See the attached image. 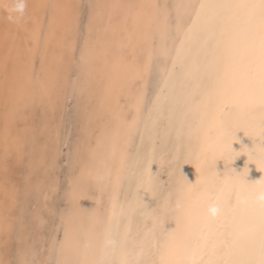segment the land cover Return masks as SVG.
I'll use <instances>...</instances> for the list:
<instances>
[{"label":"snow or ice","instance_id":"obj_1","mask_svg":"<svg viewBox=\"0 0 264 264\" xmlns=\"http://www.w3.org/2000/svg\"><path fill=\"white\" fill-rule=\"evenodd\" d=\"M33 8L26 17L24 4L0 3L15 26L0 36V192L5 196L0 205V264H264V199H257V192H264V178L249 183L247 167L242 173L228 167L242 154L230 144L240 131L257 139L249 124L258 119L259 143L243 153L264 172V0H39ZM100 62L109 65L111 75L93 107ZM158 67L166 71L159 92L149 99L145 79ZM66 78L71 79L70 93L63 86ZM177 78L192 84L194 103L176 122L175 138L191 141L203 131L204 159L213 181L193 198L202 184L197 165L195 183L185 177L174 206L168 200L147 213L151 224L145 223L138 248L129 250L115 238L112 222L130 218L137 206L149 208L143 197L154 196L156 161L148 159L139 173L147 179L141 180L136 202L125 207L113 200L105 245L92 242L99 217H91L85 226L66 213L62 238L53 240L48 257L41 259L31 236L16 233L11 223L7 199L14 200L19 189L9 173L23 166L25 189L39 188L33 178L54 166L57 141L62 143L56 116L70 95L83 114L80 140L70 153L80 165L73 184L82 179L112 182L111 171L90 169L83 153L95 159L96 147L106 140L115 155L121 137L131 143L137 135L151 139L161 129L170 137L173 117L186 107L176 94ZM122 87L134 94L126 99ZM111 102H123L129 110L113 109ZM104 110L116 123L114 130L94 128ZM39 112L46 117L42 124L37 122ZM188 112L191 122L184 118ZM209 120L212 134L205 128ZM221 160L223 174L217 171ZM126 161L125 153L120 159L125 179ZM178 171L183 175L182 167ZM120 181L117 173L115 183ZM205 192L222 205L216 220L203 214Z\"/></svg>","mask_w":264,"mask_h":264},{"label":"rangeland","instance_id":"obj_2","mask_svg":"<svg viewBox=\"0 0 264 264\" xmlns=\"http://www.w3.org/2000/svg\"><path fill=\"white\" fill-rule=\"evenodd\" d=\"M168 2L171 3L172 1L168 0ZM29 15L30 14L28 13L25 16L27 17ZM165 71L166 68L158 67L153 71L151 76L146 78L147 80L145 79V84H147L145 91L149 99H153L159 92ZM190 84V82H184L179 78H177L176 80V94L178 100L181 104L186 105V107L182 108L180 111H177V113L173 117V130L170 137L166 139L164 136V130L161 129L157 133H154L151 139L137 135L132 139L131 143H128V145L126 146V167L127 171H132L128 172L129 178L125 179L124 173V176L121 179V185L122 182L123 185L120 187L119 192L120 196L124 192L121 196L122 201H124V198L126 199V195L128 194H126V191H130L131 188H133L134 190L139 181H141L142 179L146 180V178L141 177L139 173L143 169L145 161H147L149 158H155L156 161V164L152 165V171L155 172V178L152 183L154 192L153 203L155 204V207L157 206L156 208L154 207V209H158L159 205L164 203V197L166 198V196L168 195L169 189L171 188L173 182L177 181L176 178L181 175L178 171V168H183V176L189 175L191 166L190 163H192L191 159L192 161H195L197 157V153L199 151L197 147L199 146L196 144L199 140L198 137L202 136L203 131L200 134L198 133L199 135L197 134V137H195L191 141L187 139L177 140L175 138V128L176 122L183 116V113L187 111V107H192L194 103V101L190 97V93L192 92L193 87L192 84ZM63 86L65 88V91L70 93L72 87L71 79L68 78V81ZM95 86L97 85H93V88L98 90V88H95ZM93 96L94 98L92 97V104L96 102V96ZM36 115L38 124H42L45 122L46 117L43 112L36 113ZM104 118L105 121L107 117ZM184 118L187 122H191V120L193 119V114L191 112H188L187 116ZM56 122L59 125L60 140H62V143H60L59 140L57 141V147L59 151L55 156L54 166L40 171L34 177L35 179L33 178V184L39 182V188H32L31 190L25 189L26 169L23 166L16 167L9 173L11 182L15 184L17 189H19L14 200L11 198L7 199V206L12 213L11 223H13L16 233L25 236H31L36 247L40 250V258L42 259H44V257L45 259L48 257L49 252L47 251V249L49 248L50 251L52 241L57 238H62L63 236V232L61 230L62 217L67 213V210L72 203V201L69 199L71 194L70 191L73 190L75 185L73 184L74 178L79 175L80 165L74 163L75 160L70 155V153H73L75 151L77 143L80 140V129L83 126V114L82 107H78L76 100L72 99L70 95L67 101L63 104L61 111L57 113ZM96 127L97 129L100 128H98V126ZM193 148H196V150L194 149L195 152L193 151ZM135 152L137 154H135ZM84 154H86V152H84L83 155ZM83 155V160H85V158L89 160V158H87V154V156ZM49 156H51V152H49ZM157 156L159 157V159H161L159 160L160 162L157 161ZM189 160L190 163H185V161ZM173 185H175V183ZM123 186L125 190L123 189L122 192ZM53 188H55V191H53ZM126 188L129 190H127ZM94 190L95 189L91 187L90 191L95 192ZM65 196L68 198H66ZM104 198L105 195H103L102 199ZM67 200L70 204L66 203ZM4 202L5 196L2 192H0V205H2ZM95 202L96 200L94 201L93 206L97 205L98 203L99 206H96V208L98 207L97 210L103 212L97 213H100L98 214L99 217L103 218L102 215L105 214V209L103 208L104 200L102 201L103 204ZM65 205L68 207H66ZM88 207H91L89 202L86 203L85 209H88ZM139 211L135 212V217L133 216L134 219H132L133 221L131 233L133 236H139L144 231V225L146 222L149 225L151 224V220L148 219V216L146 217L142 214L141 211ZM38 218L44 221L43 225L40 224V219ZM37 222L39 224H37ZM39 227L40 230H37L39 229ZM41 231L43 232V234ZM37 236L39 238H37ZM41 248L44 251H42Z\"/></svg>","mask_w":264,"mask_h":264},{"label":"bare ground","instance_id":"obj_3","mask_svg":"<svg viewBox=\"0 0 264 264\" xmlns=\"http://www.w3.org/2000/svg\"><path fill=\"white\" fill-rule=\"evenodd\" d=\"M38 2H39V0H0V3H9V4L24 3V4H26L27 7L25 8V15H27L28 13L30 15H32L34 13V10H35L33 8V5H35ZM73 2H81V0H73ZM135 2H144V0H135ZM160 2H168V0H160ZM7 15H8V13L6 10L0 9V36H2L6 31L11 32L15 27L10 21L7 20ZM16 15H19V13H16ZM114 58H115V54H113V56H111L109 58V60L114 59ZM122 71H124V70L122 69ZM110 75H111V70H110L109 65L105 64L104 62L98 63V65L96 67L95 78L93 81V85H97V86H95V88L97 87L98 90L93 88L94 89V95L96 96V99H95L96 102L94 103V101H93L94 104H92L93 107H96L98 105V102L100 99L101 89L104 86V84H106L108 82ZM132 75H134V74L129 73L130 77ZM67 81H68V78L65 79L64 84ZM145 85L147 86V84H145ZM121 92L125 96L126 99L129 96L134 94V90L129 89L127 87H122ZM93 98H94V96H93ZM111 106L113 109H118L121 112H127L129 110L128 107H126V105L123 102H121L119 105L115 104V102H111ZM104 117H107L105 121H104V119H105ZM96 126H98V128L99 127L100 128L97 129ZM212 127H213L212 121L209 120L205 126V128L207 129L209 134H212ZM94 128H96L100 132H103L105 130H114L116 128V123L112 120V117H111V114L109 111H107V110L102 111L101 118L96 122V124H94ZM249 128L253 133L256 134L257 139L254 140L252 137L245 136L243 131L238 132L237 133V139H236V141L233 142V149H234V151H240L242 154L235 161H233L232 164H230L228 167H229V169H234L237 173H242L244 168L247 167L249 170L247 180L249 183H253V182H255L261 178H264V172L259 171L254 163H248V157H247V154L243 153V148L252 149L256 143H259L258 119L254 122H251L249 124ZM198 138H199V140H198L196 145L199 146V147H197L199 151L197 153V157H196L195 161L194 160L192 161V159H191L192 163H190V160L188 162L191 165L189 175H187V176L180 175L178 178H176L177 181L173 182V184L175 183V185L172 184L171 188L169 187L170 188L169 193L166 196V198L164 197V199H165L164 202L170 200L172 205L173 206L175 205L178 194L185 188V181H184L185 177L189 180L190 183H195L197 176H198V173L196 170L197 165L201 169L200 178H201L202 184L197 185L196 190L192 194L193 198L198 196L200 194V192L203 191L205 183L210 184L213 181V178L211 176H209V174H208L207 164H206L205 159H204V156L206 155V153H205L206 144H205V140H204V133H202V136H200ZM127 145H128V143L125 141V139L123 137H121V139L115 143V153L116 154L112 155V152H113L112 143L104 140L99 144V146L96 147V158L95 159L89 158L86 155L87 153L84 154L87 156V158H89V160H87L85 158L84 161L87 162L88 167L90 169H92L94 171H99L101 174H103L106 171H111L113 181L100 184V183H97L95 180H92V179H82L79 182H77V184L74 185L73 190L70 191L71 194H70L69 199L72 201V203L71 204L68 203L69 199L66 202V203L70 204V206L67 210V213H72L73 219L77 224L82 223L85 226H87L91 222L90 221L91 217H93V216L99 217L98 214L103 212V211L100 212L97 210L98 207L96 208V206L98 205V203H97V205H94L95 207L93 206L94 201L96 200V202H99V204H103L102 201L104 200V207L103 208L105 209V214L102 215L103 218L99 217L100 223H98L95 226L94 234H93V238H92L93 244L97 245V246L105 245V243H106L107 237L104 233V227L109 222L111 204H112L113 200L115 199L118 202V204L127 207L128 205L134 204L136 202L137 192L142 191L141 190V181H139L137 185L134 184V185H136L134 190H133V188H131V190H130L131 194H130V191H126V194L127 193L128 194L126 195V199L124 198V201H122L121 196L124 193L123 189L125 190L124 186L122 188L123 193L121 192L122 193L121 196H120L119 191H120V187L123 185V182H122V185H121L122 180L120 181L119 185H117L115 183V176L117 175V173H119L121 175V179L124 176L123 175L124 172L121 171L120 159H121V155L126 153V146ZM185 145H187V144H185ZM194 149L196 150V148H193V151H194ZM135 154H137V153L135 152ZM153 156H154V154H153ZM161 157H162V155H161ZM157 159H158L157 161L161 160V159H159V157ZM163 159H164V157H163ZM133 162H134V160H133ZM164 162H165V160H164ZM74 163L77 164L76 162H74ZM161 164H163V163H161ZM126 166H127V162H126ZM129 171L131 172L132 170H129ZM129 171H127V175H128ZM217 171L220 172L221 174H223L225 171V165H224V162L222 160L217 162ZM74 175H76V174H74ZM145 178L147 179V177H145ZM135 183H136V180H135ZM91 187L93 189H95L94 190L95 192L90 191ZM127 190H129V189H127ZM152 190H153V185H152ZM103 195H105L104 199H102ZM123 197H124V195H123ZM66 198H68V197H66ZM143 199H144L145 204H148L149 208L145 209V208L137 206L135 208L134 213L131 215L130 218H128V219L119 218V219L114 220L112 222L114 231L116 233L115 238L117 239L118 242H124L126 244V247L129 250H136L138 248V245L140 243V240H141V237L143 234V232H142L139 236H133L131 233L132 221H133L132 219H134L133 216L135 217V215H134L135 212H138L140 210L142 212V214L147 217V213L150 212L155 207V204L153 203V200H154L153 195L145 193ZM79 202H80V206H79ZM88 202L90 203L91 207H88V209H85V205ZM66 207H68V206H66ZM97 212H100V213H97ZM61 214H62V212H61ZM37 224H39V223L37 222ZM167 227L168 228L174 227V222L167 225ZM37 230H40V227ZM36 234H38V233H36ZM42 234H43V232H42ZM38 236H37V238H39ZM40 239H41V237H40ZM40 246H42V245H40ZM45 246H46V244H45ZM48 247H49V245H48ZM41 250L44 251L42 248H41ZM47 251L49 252V248L47 249ZM44 259H45V257H44Z\"/></svg>","mask_w":264,"mask_h":264},{"label":"clouds","instance_id":"obj_4","mask_svg":"<svg viewBox=\"0 0 264 264\" xmlns=\"http://www.w3.org/2000/svg\"><path fill=\"white\" fill-rule=\"evenodd\" d=\"M24 4V3H22ZM25 8L27 7L26 4ZM225 133H221L223 136ZM227 147V146H226ZM231 149H233V142L230 144ZM234 150V149H233ZM240 152V151H236ZM255 164V162H253ZM256 165V164H255ZM183 169V168H182ZM260 180V179H259ZM257 199H264V192H257ZM80 206V202H79ZM202 211L204 216L209 220H216L223 213V208L218 199H216L211 193L205 192L202 198Z\"/></svg>","mask_w":264,"mask_h":264}]
</instances>
